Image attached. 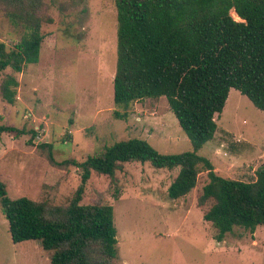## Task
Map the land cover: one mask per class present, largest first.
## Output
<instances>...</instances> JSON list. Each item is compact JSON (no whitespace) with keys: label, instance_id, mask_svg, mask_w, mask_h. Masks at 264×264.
I'll return each mask as SVG.
<instances>
[{"label":"rangeland","instance_id":"374dc122","mask_svg":"<svg viewBox=\"0 0 264 264\" xmlns=\"http://www.w3.org/2000/svg\"><path fill=\"white\" fill-rule=\"evenodd\" d=\"M44 1L52 23L43 24L46 37L40 60L18 74L14 104L0 95L4 122L27 130L0 137V181L9 196L69 204L81 172L73 165L52 162L48 148L39 146L44 143L52 145L57 162L83 161L129 138L145 139L165 154L192 151L165 97L134 101L126 118L115 115L125 112L114 101L115 0ZM22 34L23 29L0 9V40L12 48ZM217 124L214 138L199 154L212 161L219 175L256 179L264 165V111L232 88ZM31 130L37 132L33 139ZM179 170L156 168L150 162L126 163L115 174L119 198L110 176L92 173L81 203L113 205L118 238L114 264H264V225H258L254 234L236 226L219 241L217 228L198 206L207 170L199 173L190 193L172 199L168 188ZM0 264H52L39 240L13 241L1 205Z\"/></svg>","mask_w":264,"mask_h":264},{"label":"trees","instance_id":"16d2710c","mask_svg":"<svg viewBox=\"0 0 264 264\" xmlns=\"http://www.w3.org/2000/svg\"><path fill=\"white\" fill-rule=\"evenodd\" d=\"M115 5L114 101L125 110L115 115L126 118L134 101L165 97L193 150L165 154L145 139L129 138L83 161L57 162L52 145L40 144L48 148L52 162L79 169L81 183L69 204L62 206L26 196L12 198L0 181V205L13 241L39 240L52 264H114L118 238L113 205L81 201L93 172L110 176L119 198L115 174L129 162L180 167L168 188L172 199L190 193L199 173L207 170L198 206L217 228V239L236 226L254 234L264 225V165L252 181L233 179L219 175L199 151L214 138L217 117L232 88L264 111V0H115ZM45 7L44 0H0L11 23L23 29L12 48L0 40V95L10 104L17 100L18 74L40 60L46 37L43 24L52 23ZM31 131L33 139L37 132ZM4 132L19 136L27 130L6 124L0 116V137Z\"/></svg>","mask_w":264,"mask_h":264}]
</instances>
